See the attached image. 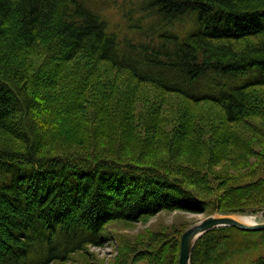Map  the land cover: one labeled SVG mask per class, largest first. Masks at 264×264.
<instances>
[{"label":"trees","instance_id":"obj_1","mask_svg":"<svg viewBox=\"0 0 264 264\" xmlns=\"http://www.w3.org/2000/svg\"><path fill=\"white\" fill-rule=\"evenodd\" d=\"M127 2L122 20L129 33L123 35L83 0H0V133L21 143H0V264L66 262L88 245L101 246L109 222L162 210L205 213L234 209L243 199L264 217V176L238 185L223 172L178 163L169 154L154 166L88 150L103 139L124 149L136 119L148 122V131L167 121L147 107L137 111L139 96L124 84L130 80L213 104L225 120L201 114L196 121L207 124L197 126L186 110L179 122L187 127L174 133L189 131L201 147L205 136L215 141L212 147L230 135L239 142L226 123L255 126V118H264V0ZM186 24L194 29L182 37L175 27ZM253 69L258 80L228 93H194L210 75L236 79ZM88 111L93 115L84 119ZM95 114L105 127L101 137L85 131ZM240 234L250 240L238 242ZM180 235L139 241L119 264H178ZM234 243L261 250L247 264H264V230L233 227L199 238L191 264H234Z\"/></svg>","mask_w":264,"mask_h":264},{"label":"rangeland","instance_id":"obj_2","mask_svg":"<svg viewBox=\"0 0 264 264\" xmlns=\"http://www.w3.org/2000/svg\"><path fill=\"white\" fill-rule=\"evenodd\" d=\"M85 4L93 10L99 11L102 16L107 17L109 23L115 29H120L121 34L124 32L129 33L127 20H122V12H128L127 0H83ZM146 24V22H143ZM194 28L188 24L175 27V31L180 36L193 31ZM127 36V34H126ZM129 36V35H128ZM207 77L201 80L194 93L220 95L228 93L233 87L241 86L253 81H256L261 77L258 69H253L246 74L238 75L234 77ZM126 86L135 88L136 98L135 104L137 105V111H141L143 108H149V112H158L162 117L166 118V122L154 126L155 131H148V122H142L139 119L134 121L136 131L132 136H126L124 138V149L116 148L108 145L106 140L101 141V146H93L90 143L88 150L92 152H104L106 155H113L115 152L120 159L131 161H137L140 165L159 166L160 159L163 156L169 154L175 158L178 163L190 161L201 169H207L211 171H220L230 177V183L246 184L251 181H256L260 177L264 176V118L253 121L254 124L246 125H231L226 123L224 127L226 133H236L239 138V142L233 141V136L228 137L229 140L222 141L223 144H219L217 147H212L215 141L212 137L205 136L201 141V147L196 142V136L194 134L188 135L189 131L185 133H174L177 128L185 129L183 124H180L179 120L184 111L188 110L193 114V120L197 126L206 125L202 122L196 121L197 115L205 114L210 120H214L216 123L225 122L223 119L221 110L210 103H192L178 94L166 93L152 85L144 83H136L134 80L124 83ZM215 85V87H214ZM260 91L264 97V87H261ZM216 90L220 92L217 94ZM211 93V94H210ZM212 95V96H213ZM86 114V115H85ZM83 113L82 117L86 119L93 115L92 111ZM95 118L92 123L94 128L89 125L85 131H89L95 136L101 137L105 127H98V118L100 115L93 116ZM90 119H87L88 121ZM219 120V121H218ZM91 122V121H90ZM184 123H187L184 120ZM96 126V127H95ZM165 133H164V132ZM80 132H83L80 130ZM83 134V133H82ZM137 138L140 142H137ZM135 139V140H134ZM146 139V140H145ZM211 139V140H210ZM128 142V143H127ZM151 142V143H150ZM0 143L8 145L9 147H20L21 143L12 138L8 133H0ZM208 143V145H205ZM75 141H72V146ZM65 146V145H64ZM74 147V146H73ZM50 150V147H45ZM215 152L214 158H209V154L212 151ZM120 154V156H118ZM170 164V163H169ZM172 164V163H171ZM174 164V163H173ZM238 201L239 204L235 205V208L227 206H220V208H210L205 213H194L192 211H185L184 209L174 210H162L154 216H141L136 218L135 221L130 222L126 220H115L105 225L103 229L104 241L101 246L88 245L86 248L70 257L66 262H53L52 264H119L122 259L131 252L133 246L141 241L146 242L150 240L154 235L165 232L170 236L181 234L183 231L191 225H194L208 216L214 215H232L238 220L247 223H263L264 217L261 212L254 213L250 206L253 202ZM253 201V200H252ZM186 207V206H183ZM231 210L226 214L224 211ZM239 230V229H238ZM181 237V235H180ZM250 240L248 236L240 234L237 241ZM235 244V243H234ZM241 243L235 244L237 246L238 254L232 261L234 264H247L250 260L256 258L261 250L257 253V250H240L242 249ZM248 245H246L247 247ZM244 247V248H246ZM236 248V247H234ZM264 249V248H263ZM262 249V250H263ZM237 262V263H235ZM246 262V263H245ZM133 264H147L145 261H139Z\"/></svg>","mask_w":264,"mask_h":264},{"label":"water","instance_id":"obj_3","mask_svg":"<svg viewBox=\"0 0 264 264\" xmlns=\"http://www.w3.org/2000/svg\"><path fill=\"white\" fill-rule=\"evenodd\" d=\"M233 227L241 231H263V223H243L234 218L232 215H214L208 216L202 221L186 228L180 237L178 264H191V255L193 249L205 233L221 228Z\"/></svg>","mask_w":264,"mask_h":264},{"label":"bare ground","instance_id":"obj_4","mask_svg":"<svg viewBox=\"0 0 264 264\" xmlns=\"http://www.w3.org/2000/svg\"><path fill=\"white\" fill-rule=\"evenodd\" d=\"M196 19V18H195ZM191 20V19H190ZM184 21V20H183ZM179 22V21H178ZM189 22V21H188ZM195 23V22H194ZM182 26V25H181ZM183 27V26H182ZM235 218V217H234ZM236 220H238L237 218H235ZM238 221H240V220H238ZM240 222H242V221H240ZM243 223H245V222H243ZM247 223V222H246ZM249 224H251V223H249Z\"/></svg>","mask_w":264,"mask_h":264}]
</instances>
